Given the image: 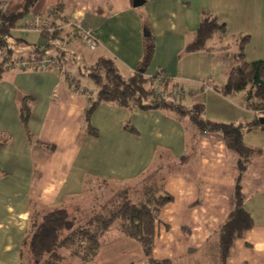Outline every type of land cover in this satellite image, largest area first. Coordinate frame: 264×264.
<instances>
[{"label":"crops","instance_id":"0c3cea01","mask_svg":"<svg viewBox=\"0 0 264 264\" xmlns=\"http://www.w3.org/2000/svg\"><path fill=\"white\" fill-rule=\"evenodd\" d=\"M0 1L5 13H13L24 0ZM58 3L67 19L61 22V44L69 52L61 57L69 62L68 70L105 56L129 77L142 55L145 21L155 37L146 77L163 73L153 82L156 92L173 93L170 97L184 105L202 103L204 116L215 121L241 123L260 115L246 107V91L224 95L218 88L234 64L240 38L247 37L246 60H264V0H146L139 7L131 0H38L11 29V40L43 48L46 40L25 22L34 16L47 19ZM203 12L224 22V32L213 35L208 50L182 53ZM82 29L95 33L93 54L77 38ZM21 46L28 52L25 43ZM46 53L59 56L53 49ZM25 96L32 101L26 125L20 119ZM87 105L88 97L72 91L57 68L5 66L0 79V264H21V244L34 206L80 214L77 204L92 182L127 186L154 165L160 166L161 184L172 200L158 212L152 257L171 264H218L214 233L233 209L238 174L222 136L201 131L187 116L171 111L110 102L100 103L92 113L97 134L91 135L82 123ZM263 137L264 126L244 133V142L257 150L240 179L244 208L254 225L232 243L224 264H264ZM63 254L61 262L72 259ZM90 264L149 262L136 239L112 226Z\"/></svg>","mask_w":264,"mask_h":264},{"label":"trees","instance_id":"16d2710c","mask_svg":"<svg viewBox=\"0 0 264 264\" xmlns=\"http://www.w3.org/2000/svg\"><path fill=\"white\" fill-rule=\"evenodd\" d=\"M37 1L24 0L19 10L13 13H5L1 9L0 1V79L7 61L16 57L14 55L18 48V52L22 49L21 43L28 46L26 47L28 52H25L23 48L19 56H42L49 49L55 50L62 57L69 52L61 44L63 35L61 22L67 21L63 15L64 5L62 3L54 6L49 13V18L47 17L51 31L46 29L39 31V34L46 40L43 48L35 44H27L19 38L11 40V29L20 19L30 13ZM224 27V22L219 21L215 15L203 12L193 37L184 45L182 53L208 50L210 39L216 32H224ZM142 29V55L129 77H123L115 61L105 56H99L91 64L79 63L74 71L67 68V71L65 70L62 74L72 91L85 94L88 97V105L82 115V123L87 134H97V130L91 124V115L96 107L100 103L110 102L128 109L171 111L179 116H187L201 131L217 132L222 136L226 148L235 156V165L238 170L234 183L233 209L214 233L216 258L218 264H224L229 256L232 243L236 239L242 238L246 231L254 225L251 214L244 208V195L241 191L240 179L257 153L255 148L244 142V133L264 126V123L259 120L260 117H264V60H246L243 47L247 37L239 39L238 51L234 55V64L228 69L225 82L218 90L224 95L246 91V107L259 112L260 115L241 123L215 121L204 116L205 108L202 103L184 105L170 97V94L156 92L153 82L163 73L162 70H159L154 75L146 77L149 63L155 51V37L149 23L144 21ZM74 30L76 29L73 28L71 31ZM77 38L81 40V33L77 35ZM81 43H83L82 40ZM65 63H67L65 66L67 67L69 62L65 60ZM84 79L93 85L91 92L82 89ZM163 81L164 84L167 83V79L163 78ZM20 101V119L26 125L32 101L27 96L21 98ZM125 128L134 131L129 124H126ZM185 157L183 155L182 160ZM141 194L143 197L141 196L142 199L138 201H134L129 195L117 199L111 210L108 209L103 214L95 215L86 222L83 228L77 227V230L75 228L77 218L67 208L44 209L34 206L30 214L29 229L21 244V264L29 262L56 264L64 259V252L77 258L80 264H90L98 252L104 234L116 221L120 224L118 227L120 232L140 243L149 264H171L169 259L153 258L152 249L158 212L162 206L172 200V196L163 189L161 181L160 184L154 183L145 188Z\"/></svg>","mask_w":264,"mask_h":264},{"label":"rangeland","instance_id":"374dc122","mask_svg":"<svg viewBox=\"0 0 264 264\" xmlns=\"http://www.w3.org/2000/svg\"><path fill=\"white\" fill-rule=\"evenodd\" d=\"M144 7V6H143ZM90 51V50H88ZM93 54L92 51H90ZM90 56V55H89ZM70 69V65L68 66ZM67 71V70H66ZM74 71V70H71ZM83 84H87V86L93 88V85L88 80H83ZM170 95H174L173 93H169ZM264 138V137H263ZM262 140V138L260 137ZM158 167V166H156ZM155 165L152 167V170L149 171L144 177L140 180L135 181L134 183H130L127 186L117 185V184H110L104 183L102 181L92 182L88 185L86 192L83 194V200L77 204V207L80 209V214L73 213L76 216V230L77 227L83 228L86 222L94 217L95 215H100L106 212L108 209L111 210L113 205L116 203L117 199L129 195L132 197L134 201H138L142 199V192L145 188L153 185L154 183L160 184V176L161 172L160 169H156ZM139 197V198H138ZM143 197V196H142ZM105 210V211H104ZM119 222L113 223V227H119ZM111 226V227H112ZM63 252V251H62ZM28 264H34L29 262ZM56 264H80L79 260L75 257L69 258L68 261L59 262Z\"/></svg>","mask_w":264,"mask_h":264},{"label":"built area","instance_id":"2783aa9c","mask_svg":"<svg viewBox=\"0 0 264 264\" xmlns=\"http://www.w3.org/2000/svg\"><path fill=\"white\" fill-rule=\"evenodd\" d=\"M2 9V8H1ZM25 27L29 29H34L36 31H41L42 29H46L51 31V26L48 23L47 19L41 18L39 16H34L33 18L28 19L25 22ZM81 40L84 45L89 50H94L97 45V39L95 33L90 29H82L81 30ZM11 64H15L20 67H30V68H57L62 73L66 70L65 61L61 56H52L48 53H45L42 56L36 57H28V56H17L9 59L5 66H10ZM85 90V88H82ZM180 92H177L179 95Z\"/></svg>","mask_w":264,"mask_h":264},{"label":"water","instance_id":"95a60500","mask_svg":"<svg viewBox=\"0 0 264 264\" xmlns=\"http://www.w3.org/2000/svg\"><path fill=\"white\" fill-rule=\"evenodd\" d=\"M133 7H139L142 6L146 0H131ZM260 122L264 123V117L259 118Z\"/></svg>","mask_w":264,"mask_h":264}]
</instances>
